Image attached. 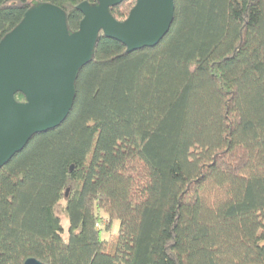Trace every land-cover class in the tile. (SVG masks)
<instances>
[{
  "label": "trees",
  "instance_id": "16d2710c",
  "mask_svg": "<svg viewBox=\"0 0 264 264\" xmlns=\"http://www.w3.org/2000/svg\"><path fill=\"white\" fill-rule=\"evenodd\" d=\"M35 1L76 30L95 0ZM31 6L0 0V39ZM174 7L153 47L100 33L66 119L0 168V264H264V0Z\"/></svg>",
  "mask_w": 264,
  "mask_h": 264
},
{
  "label": "water",
  "instance_id": "95a60500",
  "mask_svg": "<svg viewBox=\"0 0 264 264\" xmlns=\"http://www.w3.org/2000/svg\"><path fill=\"white\" fill-rule=\"evenodd\" d=\"M122 1L80 2L76 9L82 19L72 30L62 8L32 0L20 22L0 39V168L33 135L66 119L78 74L92 60L100 33L132 52L155 46L169 30L174 0H135L128 15L117 20L110 9ZM17 93L24 99L18 100ZM23 264L46 263L28 257Z\"/></svg>",
  "mask_w": 264,
  "mask_h": 264
},
{
  "label": "rangeland",
  "instance_id": "374dc122",
  "mask_svg": "<svg viewBox=\"0 0 264 264\" xmlns=\"http://www.w3.org/2000/svg\"><path fill=\"white\" fill-rule=\"evenodd\" d=\"M102 222H104V224L102 226L104 229L105 225L108 223V220H107V217L103 214H102ZM63 225H64V227H66V220H64V218H63ZM117 229H118V221L116 220V221H113L111 223L109 229L103 231L102 237L106 238L111 233L115 234L117 232Z\"/></svg>",
  "mask_w": 264,
  "mask_h": 264
}]
</instances>
